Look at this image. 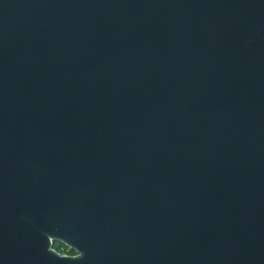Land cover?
Wrapping results in <instances>:
<instances>
[{
	"label": "water",
	"instance_id": "1",
	"mask_svg": "<svg viewBox=\"0 0 264 264\" xmlns=\"http://www.w3.org/2000/svg\"><path fill=\"white\" fill-rule=\"evenodd\" d=\"M0 264H264V0H0Z\"/></svg>",
	"mask_w": 264,
	"mask_h": 264
},
{
	"label": "built area",
	"instance_id": "2",
	"mask_svg": "<svg viewBox=\"0 0 264 264\" xmlns=\"http://www.w3.org/2000/svg\"><path fill=\"white\" fill-rule=\"evenodd\" d=\"M54 250L58 251L55 247L53 248ZM63 249L61 248L60 251H58L61 255H67L65 252L62 251Z\"/></svg>",
	"mask_w": 264,
	"mask_h": 264
},
{
	"label": "rangeland",
	"instance_id": "3",
	"mask_svg": "<svg viewBox=\"0 0 264 264\" xmlns=\"http://www.w3.org/2000/svg\"><path fill=\"white\" fill-rule=\"evenodd\" d=\"M54 247L58 249L59 247H62L60 243H55Z\"/></svg>",
	"mask_w": 264,
	"mask_h": 264
},
{
	"label": "flooded vegetation",
	"instance_id": "4",
	"mask_svg": "<svg viewBox=\"0 0 264 264\" xmlns=\"http://www.w3.org/2000/svg\"><path fill=\"white\" fill-rule=\"evenodd\" d=\"M60 249H61V248H60ZM63 252H65L67 255H72V254H70L69 251H67V249H63Z\"/></svg>",
	"mask_w": 264,
	"mask_h": 264
},
{
	"label": "trees",
	"instance_id": "5",
	"mask_svg": "<svg viewBox=\"0 0 264 264\" xmlns=\"http://www.w3.org/2000/svg\"><path fill=\"white\" fill-rule=\"evenodd\" d=\"M60 248H62V249H66V248H64V247H59L57 250L60 251V250H61ZM62 251H63V250H62ZM70 254L73 255L74 253H73V252H70Z\"/></svg>",
	"mask_w": 264,
	"mask_h": 264
}]
</instances>
